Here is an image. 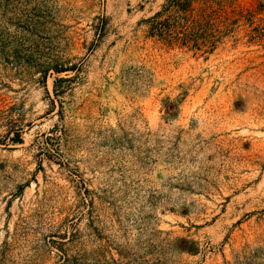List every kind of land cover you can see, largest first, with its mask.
<instances>
[{
	"label": "rangeland",
	"instance_id": "obj_1",
	"mask_svg": "<svg viewBox=\"0 0 264 264\" xmlns=\"http://www.w3.org/2000/svg\"><path fill=\"white\" fill-rule=\"evenodd\" d=\"M0 264H264V0H0Z\"/></svg>",
	"mask_w": 264,
	"mask_h": 264
},
{
	"label": "trees",
	"instance_id": "obj_2",
	"mask_svg": "<svg viewBox=\"0 0 264 264\" xmlns=\"http://www.w3.org/2000/svg\"><path fill=\"white\" fill-rule=\"evenodd\" d=\"M102 29L103 27L101 28V33H102ZM11 141L14 142V143H23V139L21 138V132H15V136L13 138H11Z\"/></svg>",
	"mask_w": 264,
	"mask_h": 264
}]
</instances>
